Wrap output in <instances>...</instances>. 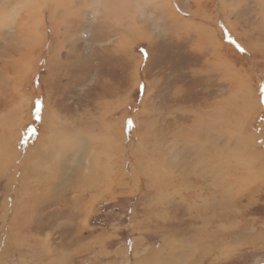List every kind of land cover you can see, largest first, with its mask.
I'll return each mask as SVG.
<instances>
[{"label":"rangeland","instance_id":"obj_1","mask_svg":"<svg viewBox=\"0 0 264 264\" xmlns=\"http://www.w3.org/2000/svg\"><path fill=\"white\" fill-rule=\"evenodd\" d=\"M13 8L0 264H264V0H0ZM225 133L260 152L230 158L248 174L228 192L210 170ZM24 138L46 156L11 167Z\"/></svg>","mask_w":264,"mask_h":264},{"label":"bare ground","instance_id":"obj_2","mask_svg":"<svg viewBox=\"0 0 264 264\" xmlns=\"http://www.w3.org/2000/svg\"><path fill=\"white\" fill-rule=\"evenodd\" d=\"M20 2V1H19ZM18 7V6H17ZM14 10H10L11 12H10V14L8 15H4V14H2V15H0V22H4V21H8L9 20V22H12L13 20H14V17H13V12L14 13H16L17 12V8H13ZM32 9V8H31ZM7 13V12H6ZM5 13V14H6ZM29 16V15H28ZM25 36H26V39L27 40H29V38L31 37V33H27V34H25ZM29 36V37H28ZM26 40V42H28ZM25 42V43H26ZM17 50V49H16ZM18 51V50H17ZM19 63V61H14L12 64V67L13 66H17V64ZM2 65H4L5 67L8 65V64H6V63H3ZM4 81H5V83H7V81H6V79H4ZM3 82V81H2ZM1 84V83H0ZM250 92V91H249ZM249 92H247L246 94H245V97L249 100V97L251 98V96H250V93ZM245 98V99H246ZM252 101V100H251ZM249 103H250V101H249ZM252 104V103H251ZM250 105V104H249ZM251 106V105H250ZM253 106V105H252ZM253 108V107H252ZM251 109V108H250ZM44 112V111H43ZM46 112V111H45ZM49 112V111H48ZM47 112V113H48ZM228 117V116H227ZM231 120V119H230ZM209 122V121H208ZM207 122V123H208ZM77 124V123H76ZM199 124V123H198ZM203 124V123H202ZM205 125H206V123H204ZM81 125V124H80ZM210 125H211V122H210ZM236 125V124H235ZM74 126H76V125H74ZM214 126V125H213ZM53 127V126H52ZM60 127V126H59ZM62 127V126H61ZM64 127H66V125L64 126ZM77 127V126H76ZM48 128H50V127H48ZM55 128V127H54ZM53 129V128H52ZM61 129H63V127L61 128ZM76 129V128H75ZM103 129V128H102ZM51 130V129H50ZM49 130V131H50ZM64 130V129H63ZM66 131V130H65ZM69 131V130H68ZM215 131V130H214ZM50 132H52V131H50ZM201 132V131H200ZM221 132V131H220ZM55 133V132H54ZM67 133V132H66ZM65 133V134H66ZM73 133V132H72ZM76 133H77V131L75 132V135H76ZM101 133V132H100ZM52 134V133H51ZM64 134V135H65ZM57 135H60V134H57ZM221 135V134H220ZM55 136V135H54ZM54 136H53V138H54ZM63 136V135H62ZM222 136H225L226 137V139H225V147H221V148H224L222 151H223V153L225 154V155H222V152H217V156L215 155V156H210L211 157V168H210V170H211V173L213 174V170L215 171V172H217V171H221V172H223L222 173V175H223V177H224V179H222L221 180V183L224 185V190L222 189V192L224 191V192H228V191H230V190H232L233 188H238V186L239 187H241V186H244L245 184H244V180H243V176L244 175H246V174H248V172H245V170H243L242 171V169L240 168V167H237V166H229V160H230V158H236V157H239V156H241V158L243 159V157H245V156H249V155H251V158L253 159L252 161H254L255 162V160H258V158L260 157V152H258L257 150H256V148H255V146L254 145H252V143H251V137H249L250 139H248L247 137H244V136H242L241 134H232V133H225V135L224 134H222ZM3 137V138H2ZM255 137V136H254ZM50 138H52V137H50ZM63 138V137H62ZM107 138V137H106ZM253 138V137H252ZM5 140V135H4V132L2 131V133L0 134V140ZM56 139V138H55ZM57 140V139H56ZM56 140H51L50 141V143L52 142V144H53V146L55 147V148H57V149H60L61 147H62V144L64 145V146H66V143H65V141H64V139H62V140H60V142L59 143H56ZM248 140H249V142H248ZM6 141V140H5ZM5 141H4V143H3V141H1L0 142V151H1V153H3L2 152V149H3V146H1V144L2 145H5ZM99 142V141H98ZM97 143V142H96ZM102 143V142H101ZM100 143V144H101ZM34 144V143H33ZM99 143H97V144H92V147L94 148L93 150L94 151H96V149H98L99 148V145H100ZM104 144V143H103ZM53 146H52V151L54 152V148H53ZM71 146V147H70ZM68 148L70 147V148H72L73 150H75V145H68L67 146ZM104 147V146H103ZM209 147V146H208ZM22 148H23V151H21V150H19L16 154H13V155H8L7 156V160H6V162L9 160V159H12V165H11V167L13 166V167H15V168H17V167H21V163L19 162V160H18V158H20L21 157V155L22 154H28V153H32V154H35L36 156H37V154H39V156H46V151H47V149L44 151V152H41V151H38V149H34V147L33 146H31V143L29 144V142L24 138V141H23V145H22ZM41 150V149H40ZM99 150V149H98ZM105 150V149H104ZM242 151V153H241V151ZM38 151V152H37ZM208 151V153H210L209 152V150H207ZM189 152H190V149H189ZM195 152H197V151H195ZM174 153V152H173ZM207 153V154H208ZM240 153V154H239ZM248 153V154H247ZM54 154V153H53ZM82 154H83V152H82ZM108 154V153H107ZM197 154V156L199 155V153L197 152L196 153ZM239 154V156H237ZM212 155V154H211ZM79 156H81V155H79ZM93 156V155H92ZM169 156V160H167V164L170 166V165H172V159L174 158V157H172V155L170 154V155H168ZM177 156V155H176ZM97 157H99V154H95L94 155V159L95 158H97ZM205 157V156H204ZM26 159V158H25ZM29 160V159H28ZM89 160V159H88ZM31 161V160H30ZM93 161V160H92ZM98 161H99V159H98ZM174 161V160H173ZM204 161V160H203ZM94 162V161H93ZM198 162H200V159H197V163ZM253 162V163H254ZM95 163H97V162H95ZM24 164V163H23ZM252 165H254V164H252ZM32 166V165H31ZM88 166V165H87ZM90 166V165H89ZM89 166H88V168H89ZM10 167V168H11ZM33 167V166H32ZM18 168V169H19ZM86 168V167H85ZM96 168V167H95ZM90 169V168H89ZM92 169V168H91ZM97 169V168H96ZM17 170V169H16ZM24 170V169H23ZM29 170V169H28ZM27 170V171H28ZM73 170V169H72ZM250 170H252V169H250ZM19 171V170H18ZM88 171V170H87ZM85 172V171H84ZM83 171H82V173H84ZM19 173V172H18ZM78 173V172H77ZM77 173H75L76 174V176H77ZM87 174V173H86ZM79 176H81V174H78ZM214 175H215V173H214ZM23 176V175H22ZM84 176V178H85V175H83ZM90 176V175H89ZM227 176V177H226ZM21 177V176H20ZM250 177V176H249ZM76 178V177H75ZM225 178H227V179H225ZM14 179H15V176H14ZM21 179V178H20ZM76 179H80V178H76ZM183 180V179H182ZM79 181V180H78ZM97 181V180H96ZM15 182V181H14ZM38 182V181H37ZM87 182H89V181H87ZM86 182V183H87ZM98 182V181H97ZM182 182V181H181ZM197 182H198V179L196 178V179H194V181H193V183H196L197 184ZM39 184L40 183H43L44 184V182H38ZM47 184H49V182H46ZM95 182H89L88 183V186L85 188H82L81 186H79L78 185V183H75V184H73V186L75 187V189H77L78 191H79V193H82V192H84L86 189H88V188H96L97 186H99V183H97V184H94ZM162 183V182H161ZM175 183V182H174ZM246 183V182H245ZM81 184V183H80ZM23 186H24V188L25 189H29V187H30V185L28 186L27 185V183H23L22 184ZM41 185V184H40ZM52 185V184H51ZM167 185V184H166ZM180 185V184H179ZM188 185H189V183H188ZM34 186H36V185H34ZM46 186V185H45ZM53 186V185H52ZM165 186V185H164ZM163 186V187H164ZM43 187H44V185H43ZM43 187H42V185L39 187H37V188H42V190H45L46 189V187H45V189H43ZM50 187V186H49ZM162 187V186H161ZM162 187V188H163ZM169 187V186H168ZM217 187V186H216ZM220 188V187H219ZM221 189V188H220ZM217 191H218V188L216 189ZM29 191V190H28ZM32 191V190H31ZM27 192V191H26ZM39 192V191H38ZM38 192H37V194H38ZM45 192V191H44ZM191 192V191H190ZM214 192H215V190H212V191H210V194H213V195H215L214 194ZM219 193H221V192H219ZM40 194V193H39ZM167 194V193H166ZM170 194V193H169ZM174 194V193H173ZM34 195H35V191H34ZM36 196H38V195H36ZM167 196V195H166ZM171 196V195H170ZM196 196V195H195ZM43 197V196H42ZM25 198V197H24ZM38 199H39V197H37ZM36 198V199H37ZM164 198V197H163ZM228 198V197H227ZM33 199H34V197H33ZM37 199V200H38ZM22 200V199H21ZM35 200V199H34ZM40 200V199H39ZM61 201H65V199L63 200V199H61ZM178 201V200H177ZM180 201V200H179ZM23 202H25V204H23V208H27L26 207V205H28V202H29V199H26V200H23ZM37 202V201H36ZM162 202V201H161ZM18 203V202H17ZM32 203V202H31ZM173 203V202H172ZM215 203V202H214ZM20 204V203H19ZM183 204V203H182ZM17 205V204H16ZM15 206V205H14ZM19 206V205H18ZM20 206H21V204H20ZM19 206V207H20ZM173 207H175V206H173ZM178 207H179V205H178ZM187 208H189L190 209V207H187ZM178 209V208H177ZM176 209V207L174 208V210H177ZM188 209V210H189ZM28 210V209H27ZM187 210V209H186ZM26 211V210H25ZM22 212V211H21ZM186 213H187V211H186ZM23 215V214H22ZM202 220V219H201ZM207 222H205V224H206ZM157 227V226H156ZM155 227V228H156ZM168 230V229H167ZM172 230V229H171ZM195 234V233H194ZM193 234V235H194Z\"/></svg>","mask_w":264,"mask_h":264},{"label":"snow or ice","instance_id":"obj_3","mask_svg":"<svg viewBox=\"0 0 264 264\" xmlns=\"http://www.w3.org/2000/svg\"><path fill=\"white\" fill-rule=\"evenodd\" d=\"M241 51H243L242 48H241ZM262 91H264V90H262ZM40 109H41V102L40 101H37L36 102V114H37V116H39ZM129 123H131V122H129Z\"/></svg>","mask_w":264,"mask_h":264}]
</instances>
